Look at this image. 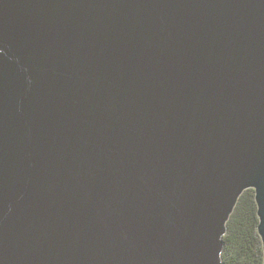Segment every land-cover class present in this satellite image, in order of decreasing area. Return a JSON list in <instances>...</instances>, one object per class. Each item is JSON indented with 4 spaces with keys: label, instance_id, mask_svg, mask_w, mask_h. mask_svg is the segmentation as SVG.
I'll use <instances>...</instances> for the list:
<instances>
[{
    "label": "water",
    "instance_id": "95a60500",
    "mask_svg": "<svg viewBox=\"0 0 264 264\" xmlns=\"http://www.w3.org/2000/svg\"><path fill=\"white\" fill-rule=\"evenodd\" d=\"M255 191L264 0H0V264H225Z\"/></svg>",
    "mask_w": 264,
    "mask_h": 264
},
{
    "label": "trees",
    "instance_id": "16d2710c",
    "mask_svg": "<svg viewBox=\"0 0 264 264\" xmlns=\"http://www.w3.org/2000/svg\"><path fill=\"white\" fill-rule=\"evenodd\" d=\"M258 225L255 191L247 190L227 224L222 255L225 264H264Z\"/></svg>",
    "mask_w": 264,
    "mask_h": 264
}]
</instances>
